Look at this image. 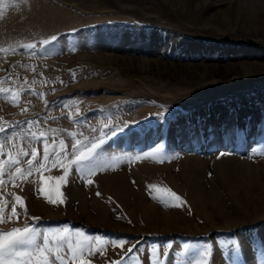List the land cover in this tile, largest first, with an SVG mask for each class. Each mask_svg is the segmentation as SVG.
Listing matches in <instances>:
<instances>
[{
    "label": "rangeland",
    "instance_id": "1",
    "mask_svg": "<svg viewBox=\"0 0 264 264\" xmlns=\"http://www.w3.org/2000/svg\"><path fill=\"white\" fill-rule=\"evenodd\" d=\"M243 1L0 0V160L105 138L85 177L4 164L0 231L89 264H264V30L234 29Z\"/></svg>",
    "mask_w": 264,
    "mask_h": 264
},
{
    "label": "snow or ice",
    "instance_id": "2",
    "mask_svg": "<svg viewBox=\"0 0 264 264\" xmlns=\"http://www.w3.org/2000/svg\"><path fill=\"white\" fill-rule=\"evenodd\" d=\"M4 5L0 4V12L3 11ZM57 38L54 36L51 40H43L39 43L41 45H48L52 41ZM27 50H34L37 45L36 44H28ZM161 116L163 113L160 114ZM55 119V118H53ZM21 124H27L29 128L36 121H22L18 122ZM6 129L3 126H0V133L5 132ZM115 134V133H113ZM72 139L73 143L71 145V151L67 150L65 145V141L61 139L59 141V145L57 146L55 143V138H53V145L51 149L47 142L44 143L43 157L38 159L37 152L35 149L31 151V159L27 161L28 167L26 169H21L19 166L21 164V157L27 156L29 153L25 152L23 148L19 149L15 156L12 155L11 152L7 153V160H0V176L4 174V164H8L11 169L15 166V173L10 174V179H16L17 175L27 178L28 175H32L33 171L39 172L40 170L45 169L49 163H51L52 167H63L64 175L59 177L61 181H63L64 177L69 175V167L74 166L75 172L80 177H85L86 175H91L95 170L93 167H84L85 162H93L97 157V150L101 148V146L105 143L104 136L99 138H93L91 140L80 141L75 138L74 133L68 134ZM33 138L35 134H32ZM7 139V138H6ZM11 142V141H9ZM87 149L85 152L84 149ZM227 153H220L221 156L226 155ZM0 155H5L2 151V146H0ZM136 159H140L139 156ZM167 159V157H165ZM65 161L68 163L65 164ZM4 181L0 179V184H3ZM91 184V181H88ZM99 195V193H97ZM172 196L175 197L176 201H180V197L176 196L175 193H172ZM20 197H16L17 201H20ZM49 203H63V200L56 201L48 198ZM181 203L175 204V207H180ZM15 215V211L13 212ZM37 219V218H33ZM63 233H68V228L65 227L61 230ZM78 236H84L83 233H77ZM58 239H64L63 236H59L58 234H54ZM40 237V232L33 226L25 223L23 227H16L11 229L8 232L0 231V264H30L31 257L35 253H40L42 259L37 262V264H74L77 260H79V264H89V261L80 259V256L85 254V249L82 244H78L76 248H73L71 244L68 246V253L62 255L59 247L53 250L52 247L49 246L50 236L47 232L43 235V245L37 244V239ZM87 239V237H85ZM55 243V240H53ZM116 244V242H113ZM124 241L121 240L118 242L116 246L123 247ZM135 246H133L134 248ZM133 249H129L128 252L131 253ZM50 254V255H49ZM79 254V255H78ZM94 254V253H92ZM123 257L121 258V260ZM113 264H121V261L113 262Z\"/></svg>",
    "mask_w": 264,
    "mask_h": 264
},
{
    "label": "bare ground",
    "instance_id": "3",
    "mask_svg": "<svg viewBox=\"0 0 264 264\" xmlns=\"http://www.w3.org/2000/svg\"><path fill=\"white\" fill-rule=\"evenodd\" d=\"M174 8H175L174 11L178 10L177 7H174ZM261 9L263 11H261ZM236 16H237L235 18L236 27H234V29L241 31V32L242 31L247 32V33L255 32L256 30H260V29L264 30V2L257 3V2H254V0L250 2L243 1L242 4L239 6V11H237ZM202 24L205 27L207 26L216 27L217 25L215 24V20H212V21L204 20ZM149 62L147 59H145L143 68H152V64ZM162 218H166L165 215H163Z\"/></svg>",
    "mask_w": 264,
    "mask_h": 264
}]
</instances>
